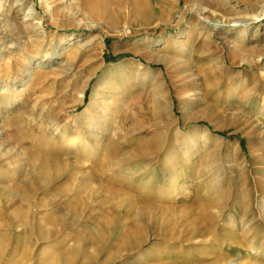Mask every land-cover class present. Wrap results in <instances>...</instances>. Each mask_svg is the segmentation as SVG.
<instances>
[{"label":"rangeland","instance_id":"374dc122","mask_svg":"<svg viewBox=\"0 0 264 264\" xmlns=\"http://www.w3.org/2000/svg\"><path fill=\"white\" fill-rule=\"evenodd\" d=\"M96 1L0 0V264H264V202L248 211L235 201L211 208L210 214H220L212 236L201 234L208 217L195 216L208 196L196 191L199 182L220 178L226 200L233 195L227 184L239 171L252 196L264 176V0H142L146 12L135 17L132 0L112 5L109 14ZM108 93L117 113L94 131V122L75 121L90 96L101 100ZM72 128L99 154L117 146L114 159L126 150L138 155L141 144L159 135V151L128 160L131 174L121 178L149 183L148 196L164 201L170 220L180 225L178 239L150 229L134 250L121 236L143 226L130 223L125 209L101 194L75 207L86 193L82 184L94 189L107 177L80 176L78 169L88 171L99 158L76 164L73 156L83 148L68 156L67 171L53 181L41 185L33 178L40 164L66 157L57 150L65 142L62 132ZM190 131H201L196 144L187 138ZM12 202L26 213L19 223L9 220ZM69 214L77 225L71 233L116 215L96 258L94 242L79 241L82 262H64L73 242L47 225L36 227L41 217ZM243 214L252 225L249 242L225 224ZM174 240L180 251L171 248Z\"/></svg>","mask_w":264,"mask_h":264},{"label":"bare ground","instance_id":"6f19581e","mask_svg":"<svg viewBox=\"0 0 264 264\" xmlns=\"http://www.w3.org/2000/svg\"><path fill=\"white\" fill-rule=\"evenodd\" d=\"M143 1L142 0H132L133 16L134 17L142 15L146 12V5ZM96 2L98 5H100V6L102 5L103 8H105V7L108 8L107 9L108 13L106 12L107 14H109V12H111L112 5L118 6V7L124 6L123 0H97ZM111 98L112 97H110L109 93L104 98H101V100H98V98L94 95L90 96V101L88 103V106L81 114L82 117L77 118L75 121H77L79 124L84 123L83 122L84 119L86 121V124H87V122L88 123H90L91 121L94 122V127L90 128L91 130L94 131L97 128L98 124L105 123V121L108 117H110L112 114H115L118 112L119 107L116 106L117 103H115V101H113ZM55 128H56V132H58V133L61 132L59 126H56ZM163 131H166V130H163ZM201 131L203 132V136H206L204 133V129ZM201 131H197V132L196 131H190L187 138H189L190 140H194V144H196L198 141V136L200 135ZM68 132L71 133V135H67L66 133H68ZM174 132L176 135H178V136L180 135L179 132L176 131V129L174 130ZM162 136H163V134H162ZM62 137L65 140V142L62 145H60V147L57 151L63 155L65 154L66 157L64 158V157L58 156L57 157L58 163H55L53 166H50L49 164H46V163L40 164L39 167L34 171V174L32 173L33 178H35L39 182V184L44 185L50 180L53 181L54 178H56V176H59L63 172L67 171V166L69 165V163L71 161L68 156L69 155L73 156V153L75 150H77V148H79V147L83 148V150H84L83 154H80L78 157H75L76 155L73 156V159H74L76 164H80L82 162V160H89L90 158H93L94 156H99V158H98V160H96L92 164V166L90 167V169L88 171H86V170L84 171V169L83 170L78 169V171L76 170L80 174V176L86 177L87 175H90L91 178H94L95 176H97L99 174V176H105L106 175L107 177L104 179V182L100 183L94 189L91 188L90 186H88L87 184H82V186H81L82 192L84 191L86 193H83L82 195H80L82 197H80L79 199H76L74 201L75 207L79 208V206L83 202H85L87 199H89V198L91 199V198H93V196L95 197L96 195L101 194L104 196V198H106V200L108 198V200H110L109 202H113L114 204H112V205H116L118 207L125 209L129 215L130 223H133V225H136V226H139V225L143 226V229H139V228L138 229L136 228L135 230H129L128 229L121 236V240H124L125 244L129 242L128 244H130L131 249H134V250H137V249H139V247L142 246V244L144 242L143 240L149 239L150 234H147L144 238V232L149 231L150 229L151 230L155 229V231H157L156 234L158 233V235L160 233H163L166 236V239H168V238L169 239L170 238L178 239V236H179L178 233L181 231L180 225L177 223V221L170 220V218H169L170 213L168 210H166L168 205H166V203L164 201H162V200L158 201V199L153 200V199H151L150 196H148L147 185L149 183L144 182V181H134V180H128V179L121 178V175H123L124 173L127 174L129 172L128 174L129 175L131 174L130 171H126V170L131 168L129 165H127V163H129L128 160H130L132 162H137L141 157H143L145 155L146 156L151 155V154H154V152L156 153L157 151H159V148L156 144L157 143L156 141H158L157 137L154 138L153 140H147L143 144H141L139 146V148L137 149L138 155H135L132 151L126 150V153L120 159L119 158L114 159L112 157V154L117 153L118 149H119L117 146H114V145L109 147L108 150L106 149V151L101 153V154H99L97 151L91 150V148H89V146H87V144H86V137H84V135L81 133V131L76 129V128H72L71 131H64V133L62 132ZM77 145H79V146H77ZM158 145H159V143H158ZM261 159L264 160V155H262ZM54 161H53V163H54ZM114 161H115V163H114ZM229 166H232L229 169H231V171H233L232 168H234L235 166L233 164H230ZM140 170H142V168ZM230 174H231V172H230ZM238 174L240 176L237 179V181L236 180L234 181L235 182L234 184L232 181L231 182L228 181L230 183H228L227 185H232L233 195L231 196V198L226 199V200H225V198L227 196L225 197V186L223 185V183H221V182H223V180H221L220 178H216L213 176V178H211L207 181L203 180L204 182H202V183L199 182L198 184H196V191L197 192H204V193L206 192L208 194L207 198L205 200L201 201L198 204V206L196 207L197 212H196L195 216H197V217L198 216H203V217L205 216L204 218L207 219V217H208V219H209V223L207 224L208 227H206L202 231V233H201L202 235L212 236L217 230H219V224H217L216 218L219 217L220 214H218L217 216L216 215L214 216V214L213 215L210 214L209 211L211 210V208L215 207L217 209H220L224 205L226 206V204H227L226 201L227 202L235 201L236 204L238 203L240 205L241 209L248 211V209L253 208V206H254L253 204L255 201H257V205H256L257 207L260 206L262 202H264V176L261 175L262 177H260V179H258L259 184L257 186L256 194H254L252 196L251 192L249 190H246V184L244 186H242L246 181V180H244V181L241 180L242 179V173L239 171ZM87 178H88V176H87ZM229 178H231V180H233L232 177H229ZM224 182L227 183V181H225V180H224ZM70 186L71 185H69V187ZM107 186H109V187H107ZM159 188L160 189H158L156 194H157V196L160 197V195L162 196V194H163V189H162V187H159ZM56 189H58V192H60L59 191L60 188L57 187ZM136 189H138V190L141 189V190H146V191L139 193L136 191ZM85 195H87V196H85ZM59 196H60V194H59ZM26 199H23L24 205L29 206L31 198L27 197ZM102 199H103V197H102ZM52 200H53V198L49 197L48 201H47L48 204H51ZM39 202H40V205L42 206V204H41L42 201L40 200ZM47 202L45 201L44 203H47ZM102 205H103V203H102ZM109 205H110V203H109ZM110 209L112 210L111 206H110ZM72 211H74V210H72ZM8 212H9L8 213L9 220L11 222H14V223H19L24 218V216H26V213H24V211L20 207H17L15 204H13V202L10 205ZM167 213H168V215H166L167 218L164 221L159 222L158 219ZM62 215H64V214H62ZM68 216H70V217H68ZM68 216H67L68 218L65 216H53V215L41 217V219L36 221V227H38V228L40 227V225H38V224H43L44 225L43 227H45V225H47L46 226L47 229H49V231L52 230L53 231L52 233L55 236H62L63 241L71 240L73 242V246L69 247V249L67 250L66 253H63V254H65V256L61 257V259H63L64 262H67V261H69L71 263L72 262H78V261L82 262V259H83L82 256H83L84 249H83L82 245H77V242H79V241H82V242H87L90 240L93 241L94 242V250H95L94 256H95V258L97 256H99V254H100L99 252H101L102 249L104 248V246L106 245V242L108 241V239L110 237L111 230L115 226L114 217L116 215H112V216H114L113 218H107L105 216H102L101 218H98L95 220L93 228H90L89 226H83V227L80 226V228L74 233H71L68 231L71 227L77 226L75 223V219H74L76 217L72 216V214H69ZM237 217H238V215H237ZM80 218H82V217H80ZM69 220H71V221H69ZM34 221H35V219H34ZM195 222H196V220H195ZM225 224L228 225L229 226L228 228H230V229H231V227L240 229L241 233H243V235H244L243 238L245 240H248L247 242L250 241L248 239V236H249V234H251L250 232H251L252 225L250 224V222H247V217L245 216V214H243V216L239 219L234 217L230 220V222H226ZM57 225H58V227H57ZM181 225L183 226L182 223H181ZM43 231H44V229H43ZM189 232L191 233V235L193 237L194 221H192L189 224ZM44 233L48 234V236H51V234L49 232H47L46 230L44 231ZM221 233H223V232H221ZM240 241H241V243L243 242L242 240H240ZM178 243H179V240H174V243L171 245V248H173V250L175 252L180 251V249L182 248L181 245ZM223 247L225 249H232L233 248L232 245L231 246H223ZM69 253H72L73 255H70ZM191 254L193 256L194 252H191ZM218 263H221V262L219 261ZM190 264H194V262H191Z\"/></svg>","mask_w":264,"mask_h":264}]
</instances>
